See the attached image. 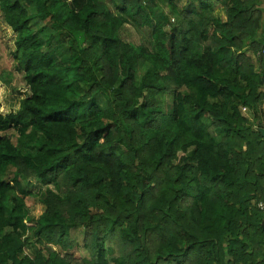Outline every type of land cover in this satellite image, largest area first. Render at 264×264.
Masks as SVG:
<instances>
[{
	"label": "trees",
	"instance_id": "trees-1",
	"mask_svg": "<svg viewBox=\"0 0 264 264\" xmlns=\"http://www.w3.org/2000/svg\"><path fill=\"white\" fill-rule=\"evenodd\" d=\"M263 48L264 0H0V264H264Z\"/></svg>",
	"mask_w": 264,
	"mask_h": 264
},
{
	"label": "rangeland",
	"instance_id": "rangeland-1",
	"mask_svg": "<svg viewBox=\"0 0 264 264\" xmlns=\"http://www.w3.org/2000/svg\"><path fill=\"white\" fill-rule=\"evenodd\" d=\"M128 30H130L129 33H125L126 39H128L129 41H134L136 43L143 42L148 48L153 50V47H154L153 43L151 39L148 38L147 35H143L142 32H136V30H134L133 28H129ZM6 35H7V39L5 38ZM13 39H14V35L12 31L10 29H8L7 31L4 30L3 45L6 48L5 52L7 54L8 53L10 54L11 51H14L13 49L14 47H12ZM10 60L11 59L4 57V59L0 61V64L1 65L9 64L8 69H11V65H13V62ZM16 78L17 80L19 79L18 76ZM17 80L11 84H2L0 82L1 87L3 89V92L2 93L0 92V112L4 114L11 113V112H17L20 106V103L23 99L22 95L24 94L25 89L24 87L23 88L18 87L19 91L17 90L16 85H15L16 82H18ZM18 86H21V84L19 83ZM243 113L246 116L252 118L251 111L244 110ZM8 135L11 137L12 141L16 143V137H15L16 132L10 131ZM24 186L27 190H30L34 194H37L40 190V185L38 182L25 181ZM34 201L36 202L35 205L29 206L28 212H29V216L31 219L37 220L44 213L45 208L43 205L39 203L37 199H34ZM54 249L58 250L57 247H54ZM71 253H73L78 258H85L88 256V252L86 251L84 244H83V237L81 236L77 237V247L74 250H72Z\"/></svg>",
	"mask_w": 264,
	"mask_h": 264
},
{
	"label": "crops",
	"instance_id": "crops-1",
	"mask_svg": "<svg viewBox=\"0 0 264 264\" xmlns=\"http://www.w3.org/2000/svg\"><path fill=\"white\" fill-rule=\"evenodd\" d=\"M215 15L217 17H220V18H225L226 12H225L224 9H220V10H218V11L215 12ZM7 114H9V113H7Z\"/></svg>",
	"mask_w": 264,
	"mask_h": 264
},
{
	"label": "built area",
	"instance_id": "built-area-1",
	"mask_svg": "<svg viewBox=\"0 0 264 264\" xmlns=\"http://www.w3.org/2000/svg\"><path fill=\"white\" fill-rule=\"evenodd\" d=\"M263 53H264V48H263ZM260 207H261L262 209H264V204H261Z\"/></svg>",
	"mask_w": 264,
	"mask_h": 264
}]
</instances>
